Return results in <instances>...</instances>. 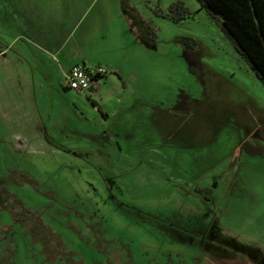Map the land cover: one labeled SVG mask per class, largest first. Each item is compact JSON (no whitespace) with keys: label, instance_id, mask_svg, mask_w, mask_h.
<instances>
[{"label":"rangeland","instance_id":"obj_1","mask_svg":"<svg viewBox=\"0 0 264 264\" xmlns=\"http://www.w3.org/2000/svg\"><path fill=\"white\" fill-rule=\"evenodd\" d=\"M176 1L78 0L109 13L78 51L121 75L105 64L98 91L52 101L44 144L13 149L0 103V264H264V86L198 0L167 17Z\"/></svg>","mask_w":264,"mask_h":264},{"label":"crops","instance_id":"obj_2","mask_svg":"<svg viewBox=\"0 0 264 264\" xmlns=\"http://www.w3.org/2000/svg\"><path fill=\"white\" fill-rule=\"evenodd\" d=\"M108 18L105 4L90 15L89 6L81 8L78 0H0V103L9 104L2 111L4 122L9 126L12 121L18 122L9 135L13 149L23 151L39 143L36 139L43 137L44 116L52 101H63L69 89L66 73L73 65L106 64L118 72L111 63L99 58L91 60L78 51V45L87 49L97 28H101L97 33L102 38L103 33L106 35ZM117 18L122 33L131 42H138V33L125 13ZM85 60L92 63L87 65ZM100 78L81 92L98 91ZM10 101H16L18 108L13 109ZM104 111L100 110L101 114ZM106 115L109 116L107 111ZM41 141L45 143L43 138Z\"/></svg>","mask_w":264,"mask_h":264},{"label":"trees","instance_id":"obj_3","mask_svg":"<svg viewBox=\"0 0 264 264\" xmlns=\"http://www.w3.org/2000/svg\"><path fill=\"white\" fill-rule=\"evenodd\" d=\"M208 14L218 19L220 27L237 52L248 62L264 86V0H198ZM122 10L141 37L147 30L145 21L132 7ZM190 10L178 0L169 6L167 17L178 21L188 17ZM144 38V36H143ZM194 44V43H192ZM186 46L193 50V46Z\"/></svg>","mask_w":264,"mask_h":264},{"label":"built area","instance_id":"obj_4","mask_svg":"<svg viewBox=\"0 0 264 264\" xmlns=\"http://www.w3.org/2000/svg\"><path fill=\"white\" fill-rule=\"evenodd\" d=\"M106 73L107 69L103 65L75 64L66 73L67 87L76 91H86Z\"/></svg>","mask_w":264,"mask_h":264},{"label":"flooded vegetation","instance_id":"obj_5","mask_svg":"<svg viewBox=\"0 0 264 264\" xmlns=\"http://www.w3.org/2000/svg\"><path fill=\"white\" fill-rule=\"evenodd\" d=\"M87 97H88V96H87ZM88 99L92 102L93 106H96V108H97L98 111L101 110L100 107H99V105H98L95 101L91 100L89 97H88ZM48 141H49V140H48ZM215 241H217L218 244H216V243H211L210 241H208V243H206L204 240L201 241V242L198 241V242L196 243V248L199 249V251L201 252L200 254L203 255L202 257L208 258L207 256H208V254H210V255H212L213 257L216 256V257H217V260L219 259L218 257H220V256H219L220 253L223 252V250H224V248L221 246V244L224 243V241L221 240L220 238H219V239H216ZM221 242H222V243H221ZM192 245H193V244H192ZM199 247H200V248H199ZM215 249H216V250H215ZM241 255H242V254H241ZM231 259L237 261L236 258L233 259V258L231 257ZM238 261H240V263H241V262H245V263H246L247 260H246V258H244L243 255H242V258H241V259L239 258ZM247 262L250 263L251 260L248 259Z\"/></svg>","mask_w":264,"mask_h":264}]
</instances>
